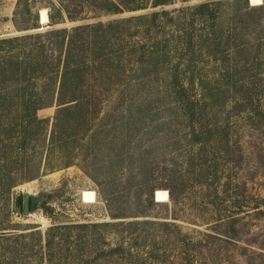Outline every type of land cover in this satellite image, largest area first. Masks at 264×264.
<instances>
[{
  "label": "trees",
  "instance_id": "obj_1",
  "mask_svg": "<svg viewBox=\"0 0 264 264\" xmlns=\"http://www.w3.org/2000/svg\"><path fill=\"white\" fill-rule=\"evenodd\" d=\"M171 1L16 0L11 18L15 34L0 37V200L13 187L75 161L96 180L98 171L91 166L99 162L102 149L121 151L115 157L117 163H129L132 168L126 187L144 195L146 203L154 205L156 190L167 193L166 210L172 220L185 199L183 176L188 169L194 176L191 180L204 186L209 204L219 200L221 177L227 187L245 188L246 181L239 175L231 178L221 172L218 176L215 166L217 160L230 156L227 160L240 169L244 149L232 120L248 121L261 114L247 82L251 76L246 73L248 61L257 56L254 53L264 39V4L251 7L247 0H206L165 10ZM225 4L232 6V12L224 16L229 31L223 46L234 50V57L238 56L234 62L242 65L236 81L231 74L221 77L210 71L220 63V8ZM39 7L47 9L45 30L38 24ZM146 10L106 23L56 28L64 19L77 22ZM253 32L247 41V33ZM232 89L237 96L234 101ZM52 107L53 117H38V111ZM150 124L158 134L183 140L191 149L189 157L180 162L185 164L183 173L172 168L175 163L167 155L152 156L134 146L140 129ZM230 134L235 135L231 150L227 147ZM100 180L109 208L117 203L122 212L123 192L128 189L119 191L115 177ZM113 197L119 200L114 202ZM16 201L21 203L20 198ZM109 212L112 220L128 218L112 208ZM138 225L121 221L105 226L120 229L116 234L122 236L128 230L136 231L133 227ZM160 226L173 227L165 222ZM27 236L29 243L22 244L26 249L23 263L19 239L10 242L0 236V249L9 258L4 264H50L54 236L46 233L43 244L39 232ZM124 246V242L117 244L108 257L130 254Z\"/></svg>",
  "mask_w": 264,
  "mask_h": 264
},
{
  "label": "rangeland",
  "instance_id": "obj_2",
  "mask_svg": "<svg viewBox=\"0 0 264 264\" xmlns=\"http://www.w3.org/2000/svg\"><path fill=\"white\" fill-rule=\"evenodd\" d=\"M183 1L172 0L164 9L171 11L192 7L206 0ZM15 3L16 0H0V37L15 34L11 24ZM254 4L252 6L259 7L264 4V0H255ZM41 10L47 12L44 7H39L36 9L37 14ZM149 10L122 15H99L96 19L77 22L64 19L56 28L70 29L84 23H106L141 15ZM231 12L232 6L228 4L220 8V63L215 71H210L221 77L231 74L236 81L240 79L242 65L239 61L234 62V58L238 57H234L235 51L223 46L229 31V22H224V16ZM261 24L264 26V16ZM45 26L41 28L47 29ZM253 36L254 32L251 35L247 33V41ZM261 41V46L254 53L257 56L247 63L246 73L251 76L247 82L249 88H253L261 114L251 116L248 121L239 117L232 120L243 145V163L237 169L227 160L230 159L228 156L223 161L217 160L218 165L215 166L218 176L221 172L231 178L239 175L246 181L245 188L237 190L232 185L227 187L226 180L221 177L218 182L219 200L216 205L209 204L210 198L204 186L191 180L194 176L188 169L183 176L185 199L175 213V220H172L170 211L166 210V206H169L167 193L156 190L152 194L154 205L146 203L144 195L134 188L126 187V178L132 168L129 163H117L115 157L121 151L102 149L98 153L99 162L91 166L98 171L96 180L91 179L82 165L75 161L67 168L44 173L35 180L13 187L7 198L0 200V236L8 238L10 242L19 239L21 246L29 243L27 235L31 232L40 233L42 244L46 233L50 237L54 236L50 264H264V39ZM234 93L232 89L231 101L237 97ZM54 111V107L46 108L38 111L37 115L47 119L53 117ZM147 127L150 129L147 130ZM115 134H118V125ZM139 134L133 140L134 146L139 145L140 151L151 152L152 156L167 155L175 163L172 168L178 173L184 172L185 164L180 162L189 157L191 149L183 140L176 142L163 137L152 124L141 128ZM234 136L230 134L227 144L229 150L232 149ZM222 155H217V158ZM112 165L114 167L110 171ZM107 176L116 178L120 184L119 191L128 189L123 192L122 212L118 211L121 206H117V203L109 208V202L105 201V194H102L103 187L99 186L98 180L105 181ZM239 194L242 195L241 199L236 198ZM18 198L21 203H17ZM30 198L40 202L32 208L28 202L25 212L24 200ZM113 198L114 202L119 200ZM111 208L116 214L123 213L128 218L112 220L109 212ZM121 221L139 225L133 227L136 231L128 230L122 236L116 234L120 229L105 226ZM163 222L173 227L163 228L160 226ZM25 235L26 238L18 237ZM121 242L130 249V254L108 257L109 250ZM25 250L23 246L18 249L21 263L24 262L22 256H26ZM41 251L44 252L43 246ZM7 259V254L0 249V264L6 263Z\"/></svg>",
  "mask_w": 264,
  "mask_h": 264
},
{
  "label": "water",
  "instance_id": "obj_3",
  "mask_svg": "<svg viewBox=\"0 0 264 264\" xmlns=\"http://www.w3.org/2000/svg\"><path fill=\"white\" fill-rule=\"evenodd\" d=\"M247 2L249 3L250 6H252L250 0H247ZM252 7H254V6H252ZM47 22H48V19H47ZM38 24H39V27H40V28L43 27V26H42V23H41L40 13L38 14ZM28 202L30 203V207L32 208L33 205L36 204V203H39L40 200H35V199H33V198L25 199V200H24V203H23V204H24L25 212H27Z\"/></svg>",
  "mask_w": 264,
  "mask_h": 264
},
{
  "label": "bare ground",
  "instance_id": "obj_4",
  "mask_svg": "<svg viewBox=\"0 0 264 264\" xmlns=\"http://www.w3.org/2000/svg\"><path fill=\"white\" fill-rule=\"evenodd\" d=\"M251 1V0H250ZM251 5H252V3H251ZM40 18H41V23H42V25L44 26V25H46V23H47V12L45 11V10H41L40 11ZM156 200V199H155Z\"/></svg>",
  "mask_w": 264,
  "mask_h": 264
}]
</instances>
